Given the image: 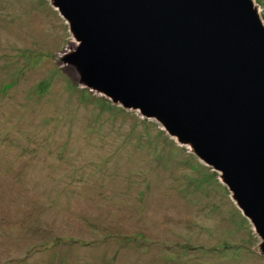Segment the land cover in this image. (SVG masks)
<instances>
[{
  "label": "rangeland",
  "instance_id": "obj_1",
  "mask_svg": "<svg viewBox=\"0 0 264 264\" xmlns=\"http://www.w3.org/2000/svg\"><path fill=\"white\" fill-rule=\"evenodd\" d=\"M75 45L50 0H0V264H264L220 175L79 84Z\"/></svg>",
  "mask_w": 264,
  "mask_h": 264
},
{
  "label": "water",
  "instance_id": "obj_2",
  "mask_svg": "<svg viewBox=\"0 0 264 264\" xmlns=\"http://www.w3.org/2000/svg\"><path fill=\"white\" fill-rule=\"evenodd\" d=\"M83 87L220 175L264 255V24L254 0H50Z\"/></svg>",
  "mask_w": 264,
  "mask_h": 264
}]
</instances>
